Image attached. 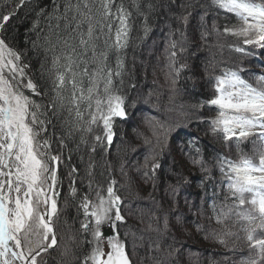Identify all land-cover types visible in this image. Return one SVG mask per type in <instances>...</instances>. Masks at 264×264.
<instances>
[{
    "label": "snow or ice",
    "instance_id": "1",
    "mask_svg": "<svg viewBox=\"0 0 264 264\" xmlns=\"http://www.w3.org/2000/svg\"><path fill=\"white\" fill-rule=\"evenodd\" d=\"M153 18L167 31L166 75L174 92L188 67L180 57L193 21L202 40L213 33L231 36V49L262 69L222 68L209 82L210 95L192 105L197 127L206 124L234 157L215 149L209 154L199 136H189L180 151L201 173L198 199L211 202L213 218L227 228L214 240L229 248L224 237H232L247 249L237 256L230 248L224 259L264 264V0H0V264H47L46 254L58 246L55 219L65 177L69 196L78 200L79 231L90 245L81 264H132L126 239L113 231L126 222L130 206L110 172L105 182L97 178L94 161L113 147L118 121L128 119L122 89L129 40L138 22L139 39H146ZM31 52L44 54L35 79ZM204 108L211 119L201 114ZM146 123L152 134L144 137L140 156L147 182L163 170L161 158L178 128ZM173 173L175 182L165 191L178 206L182 197L188 202L183 189L190 181ZM149 228L157 233V252L166 248L167 257L178 259L175 243H167L168 220L157 217Z\"/></svg>",
    "mask_w": 264,
    "mask_h": 264
},
{
    "label": "trees",
    "instance_id": "2",
    "mask_svg": "<svg viewBox=\"0 0 264 264\" xmlns=\"http://www.w3.org/2000/svg\"><path fill=\"white\" fill-rule=\"evenodd\" d=\"M195 2L199 3V0ZM209 22L211 27V16ZM195 23L193 21V26L188 30L186 51L180 57L181 63L188 65L184 76L191 79H185L182 76L176 86L179 89L178 92L173 91L171 80L166 75L168 70V55L165 51L167 31L163 24L153 18V30L146 39L140 40L139 36L143 33L138 22L129 40L126 57L128 74L124 77L122 89L128 95V113L133 107L145 106V110L150 111L156 117V121L176 125L178 128V134L176 131L172 133L168 147L164 150L160 161L163 170H157L155 181L146 182L141 175L143 158L140 153L146 151L142 141L145 136H151L152 130L148 124L141 126L140 122H135L133 115L125 123L118 121L113 147L107 155L102 158L97 157L94 161L97 178L105 182L110 172L111 177L117 181L116 187L119 189V194L130 206L124 210L126 222L119 224L115 231H118L121 238L126 239L132 264H161V262L162 264H213V262L231 264L230 260L224 259L226 255L229 257L232 255L230 248L236 249L237 256L241 252H247L242 240L224 237L228 241L229 248H225L214 240V235L226 231L227 228L222 227L213 218L211 202L205 203L198 199L196 193L200 190L198 178L201 173L191 168L180 148L189 136H199L209 154H212L215 149L226 156L234 157L235 152L230 151L218 140L206 124L200 123L197 127L196 122L190 118V114L193 110L192 105L197 100L202 101L210 95L212 89L209 82L213 75L219 74L226 66L235 67L238 64L244 66L242 62L244 59L249 61L255 59L232 50L230 44L234 41L233 37L215 33L210 35L211 39L203 50L196 51L198 43L189 41L191 32L198 33L200 37ZM218 23L222 28L224 20L221 18ZM199 40L201 41L200 38ZM43 59V53L28 54V62L32 64L29 71L33 73L34 79L38 75L39 61ZM132 84L136 86L133 88ZM35 99L39 101L40 97ZM200 112L208 119H211L210 116L213 115L207 108L200 109ZM185 122L188 123L187 128L183 127ZM129 137L133 140V144ZM73 163L76 161L74 160ZM173 168L175 173L184 175L190 181L189 185L183 189L188 202L185 203L182 197L178 206L172 203L171 197L165 191L169 183L175 182ZM61 170L66 171V168L62 166ZM82 173L83 167H81V179H83ZM77 202L78 200L69 196L68 179L65 177L60 203L61 214L56 218L55 224L58 237H64V245L60 251L47 254V264H80L83 251L90 246L79 231L82 217L77 214ZM157 217L167 219L169 222L171 231L168 234L167 243H175L179 249L176 260L167 257L166 248L162 252L156 250L157 233L151 230L149 225L155 228ZM231 230L236 231L235 228Z\"/></svg>",
    "mask_w": 264,
    "mask_h": 264
},
{
    "label": "bare ground",
    "instance_id": "3",
    "mask_svg": "<svg viewBox=\"0 0 264 264\" xmlns=\"http://www.w3.org/2000/svg\"><path fill=\"white\" fill-rule=\"evenodd\" d=\"M199 38L201 39V37H199V35H198V33L196 34V33H193V32H191V34H189V41L190 42H193V43H198V44H196L198 47L197 48H195L196 49V51H200V50H203L204 49V47H206L207 46V44L209 43V40L211 39V36L210 37H207L206 39H201V41L199 40ZM213 38V37H212ZM197 40V41H196ZM198 41H200V42H198ZM245 68H247V69H250V67H245ZM133 115V118L135 119V122H140L139 123V125H144V122H146V120H144L143 119V116L144 115H146V118H147V120L148 119H151V120H153V121H155L156 119H154L151 115H153V114H151L150 113V111H148V110H145V106H138V107H133L132 108V111H130L129 113H128V119L130 118V116H132ZM154 116V115H153ZM155 117V116H154ZM156 118V117H155ZM127 119V120H128ZM126 120V121H127ZM126 121H120L121 123H125ZM190 123H192L191 121H190ZM126 136V135H125ZM129 139H130V142L133 144V140L129 137ZM142 144H144V142L142 141ZM163 157V156H162Z\"/></svg>",
    "mask_w": 264,
    "mask_h": 264
},
{
    "label": "rangeland",
    "instance_id": "4",
    "mask_svg": "<svg viewBox=\"0 0 264 264\" xmlns=\"http://www.w3.org/2000/svg\"><path fill=\"white\" fill-rule=\"evenodd\" d=\"M243 63H244V67H250V70H251V72L252 73H255V74H262V69L260 68V66H259V63L258 62H256V60H253V61H249V60H245L244 59V61H242ZM247 80H249V82H254V76H251V75H248L247 73H244V74H242ZM206 110V109H205ZM152 116V115H151ZM154 119H156L154 116H152ZM212 117V115L210 116V118ZM208 118V117H207ZM143 119L144 120H146L147 121V118H146V115H144L143 116ZM156 121V120H155ZM155 121H153V122H155ZM145 124H147L146 122H144V125ZM233 155V154H232ZM61 195H62V192H61ZM60 203H61V196H60V198H59V208H60ZM61 214V213H60ZM55 224H56V219H55ZM55 227H56V225H55ZM56 230V229H55ZM104 232H109V229H108V227L107 226H105L104 227ZM113 231H115V229L113 230ZM56 234H57V231H56ZM57 238H58V246L57 247H55V248H53V249H51L50 250V253L48 254V255H50V254H52V253H55L56 251H60L61 250V248L63 247V245H64V237H58V235H57ZM88 239H91V237L89 236L88 237ZM63 243V244H62ZM105 247H106V242H105ZM88 249H90V246H89V248ZM83 253H84V251H83ZM47 254H46V256H48ZM83 256V255H82ZM80 264H81V262H80Z\"/></svg>",
    "mask_w": 264,
    "mask_h": 264
}]
</instances>
